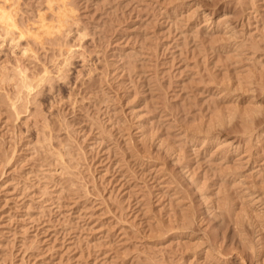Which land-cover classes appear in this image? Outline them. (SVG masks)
I'll return each mask as SVG.
<instances>
[{
    "label": "rangeland",
    "instance_id": "1",
    "mask_svg": "<svg viewBox=\"0 0 264 264\" xmlns=\"http://www.w3.org/2000/svg\"><path fill=\"white\" fill-rule=\"evenodd\" d=\"M4 1L0 264H264V0Z\"/></svg>",
    "mask_w": 264,
    "mask_h": 264
},
{
    "label": "bare ground",
    "instance_id": "2",
    "mask_svg": "<svg viewBox=\"0 0 264 264\" xmlns=\"http://www.w3.org/2000/svg\"><path fill=\"white\" fill-rule=\"evenodd\" d=\"M4 1V0H3ZM9 1V0H8ZM5 3H8L7 2V0L6 1H4ZM49 3V2H48ZM73 3V2H72ZM65 5V4H64ZM64 5H63V8H64V10H65V7H64ZM7 5H5L3 2H1L0 3V25L4 28V30H5V33L7 34V32H8V34H9V32L10 33H13V31H15V30H17V33L15 34V33H13V34H15V35H13L12 34V36H9L8 34H7V37L9 36L11 39H15L16 37H20V35H25L24 34V32H25V30H23V28L22 29H19V27H18V25L19 24H17V20L15 19V14H14V12H15V10H14V8H13V10H12V7L11 8H8V6L6 7ZM67 7V6H66ZM62 8V9H63ZM57 10V9H56ZM58 12H59V10H58ZM67 12H68V10H67ZM70 12V11H69ZM16 13V12H15ZM61 13V12H60ZM60 13H59V15H60ZM65 16V14H63V12H62V16ZM59 17V16H58ZM17 18V17H16ZM67 18H69V17H67ZM44 19V18H43ZM59 19V22H58V26L56 25V28H57V30H59V29H61L60 27H61V25L63 26V23L64 22H66V16L65 17H60V18H58ZM17 21V22H16ZM69 21V20H68ZM45 22V21H44ZM43 22V23H44ZM33 23V22H32ZM55 24V23H54ZM67 24V23H66ZM69 24V23H68ZM47 25V24H46ZM0 26V27H1ZM41 26H43V25H41ZM49 26H50V24H48V28H47V30H45V31H47V32H52L53 30L52 29H50L49 28ZM55 26V25H54ZM40 27V26H39ZM64 27H65V23H64ZM25 28V27H24ZM44 28H46L45 26H44ZM51 28H53V26L51 27ZM72 28V27H71ZM15 29V30H14ZM54 29V28H53ZM63 30H64V28H62ZM31 31V30H30ZM44 31V32H45ZM3 32V31H2ZM16 32V31H15ZM26 32H27V30H26ZM32 32V31H31ZM39 32V31H38ZM37 32V33H38ZM49 33H47V34H49ZM68 33V32H67ZM26 34H28V32L26 33ZM30 34V33H29ZM53 34V33H52ZM57 34V33H56ZM11 35V34H10ZM49 35H51V34H49ZM63 35V34H62ZM40 36V35H39ZM68 36V35H67ZM35 37V36H34ZM33 37V38H34ZM46 37V36H45ZM4 38H5V35H4ZM20 38H22V37H20ZM36 38V37H35ZM18 39V38H17ZM37 39V38H36ZM40 39V38H39ZM49 39V38H48ZM50 41V40H49ZM3 42V41H2ZM13 42V41H12ZM14 42H15V40H14ZM35 43V42H34ZM45 43V42H44ZM61 44V43H60ZM41 45V44H40ZM58 45V44H57ZM29 46V45H28ZM67 46V45H66ZM30 48V47H29ZM29 48H27V49H29ZM26 49V48H25ZM71 50V48L69 47L68 48V50ZM62 50V49H61ZM60 50V51H61ZM67 50V51H68ZM31 52V51H30ZM69 52V51H68ZM67 52V53H68ZM37 55V54H36ZM38 58V57H37ZM69 58V57H68ZM68 58H67V55H66V57H64V62L65 61H67L68 60ZM35 60V59H34ZM69 61V60H68ZM67 63H69V62H67ZM63 64V63H62ZM64 65H65V63H64ZM60 67V66H59ZM19 68V67H18ZM44 68V67H43ZM22 69V68H21ZM20 69V70H21ZM26 69V68H25ZM66 69V68H65ZM10 70V69H9ZM16 70V69H15ZM27 71V70H26ZM19 72V71H18ZM30 72V71H29ZM46 72H47V74H49V70L47 69V68H45V69H43V73L42 74H40L39 76H38V78H37V83L35 82V85L37 84V86H38V84H39V86H40V83H42V84H44L45 83V81L44 80H46L47 81V79H49L48 78V76H47V74H46ZM58 72V71H57ZM20 74H22L23 76V82H22V79H21V82L23 83V86L25 85L26 87H28L27 89H33V87H32V84H31V81H29L30 83H28V79L30 80V76H29V78H28V75H26V73H25V70L24 71H20ZM62 74V73H61ZM59 76V75H58ZM9 77V76H8ZM35 78V77H34ZM63 78H64V76H63ZM54 79V78H53ZM63 80V79H62ZM65 80V79H64ZM3 81V80H2ZM51 81V80H50ZM49 81V82H50ZM33 84H34V82H33ZM35 85H33V86H35ZM24 86V87H25ZM52 89V88H51ZM23 97V96H22ZM18 107V106H17ZM36 112V111H35ZM39 117V116H38ZM42 117V116H41ZM262 126V125H261ZM46 147V146H45ZM67 153V152H66ZM47 156V155H46ZM63 161V160H62ZM61 166V165H60ZM70 169V168H69Z\"/></svg>",
    "mask_w": 264,
    "mask_h": 264
}]
</instances>
